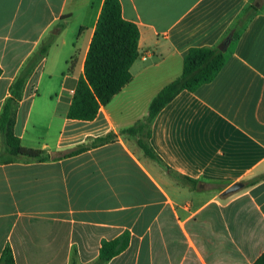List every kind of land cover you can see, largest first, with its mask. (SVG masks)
<instances>
[{
  "label": "crops",
  "instance_id": "1",
  "mask_svg": "<svg viewBox=\"0 0 264 264\" xmlns=\"http://www.w3.org/2000/svg\"><path fill=\"white\" fill-rule=\"evenodd\" d=\"M105 1L0 0V120L28 67L14 134L49 157L11 155L0 129V260L10 245L16 264H96L102 242L127 232L128 248L106 264H254L264 254V0H119L140 32L133 79L94 120L71 119ZM253 3L217 78L180 93L151 126L152 147L192 188L122 131L147 118L190 48L219 46ZM108 134L117 139L66 157Z\"/></svg>",
  "mask_w": 264,
  "mask_h": 264
},
{
  "label": "trees",
  "instance_id": "2",
  "mask_svg": "<svg viewBox=\"0 0 264 264\" xmlns=\"http://www.w3.org/2000/svg\"><path fill=\"white\" fill-rule=\"evenodd\" d=\"M259 9L255 3L251 4L224 40L229 35H232V41L237 40ZM139 39L140 32L137 25L123 18L120 1L106 0L86 61L85 77L79 81L73 103L69 109V118L83 121L94 120L98 116L100 108L109 104L132 81L131 68L139 58ZM221 44L217 47L190 48L184 59L182 75L164 87L152 100L147 118L122 131V135L138 138V145L146 157L164 166L171 175L192 188L197 187V181L174 174L152 147L151 126L159 113L180 93L183 91L195 92L201 86L209 84L217 78L227 61L226 52L220 49ZM46 52V50H42L40 54L44 55ZM29 72L30 69L25 68L13 84L12 97L1 116L0 129L11 155L43 161L49 158L43 155V151L24 147L14 134V108L22 98ZM116 139L115 134H108L97 138L91 146L85 144L78 146L66 157L78 155ZM257 181L250 180L246 182V185H253ZM129 243L130 235L127 232L117 239L104 240L100 249V258L96 264H106L125 251ZM0 264H16L10 245L5 247ZM254 264H264V254Z\"/></svg>",
  "mask_w": 264,
  "mask_h": 264
},
{
  "label": "water",
  "instance_id": "3",
  "mask_svg": "<svg viewBox=\"0 0 264 264\" xmlns=\"http://www.w3.org/2000/svg\"><path fill=\"white\" fill-rule=\"evenodd\" d=\"M232 43V35H229L224 41L223 43L221 44L220 46V49L223 51V52H226L227 49L229 48L230 44ZM244 187V184L243 183H236L234 184L233 186H231L228 190H226L224 192V195H230V194H233L237 191H239L240 189H242Z\"/></svg>",
  "mask_w": 264,
  "mask_h": 264
}]
</instances>
